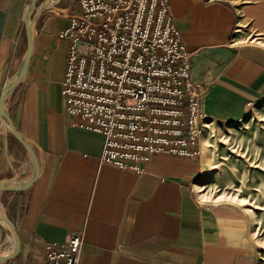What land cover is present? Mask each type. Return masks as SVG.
<instances>
[{
    "label": "crops",
    "instance_id": "0c3cea01",
    "mask_svg": "<svg viewBox=\"0 0 264 264\" xmlns=\"http://www.w3.org/2000/svg\"><path fill=\"white\" fill-rule=\"evenodd\" d=\"M56 0L34 23V47L23 79L6 98L15 128L33 148L38 179L0 192V213L15 225L18 254L0 264H43L45 247L82 237L79 264H254L224 236L222 209L201 203L196 156H155L144 172L103 162L104 136L65 110L62 81L68 41L58 37L76 4ZM30 0H0V98L25 51ZM191 54L192 80L203 91L208 120L233 123L264 97V47L237 44L238 8L230 0H168ZM33 172L23 145L0 118V181ZM0 223V255L13 250Z\"/></svg>",
    "mask_w": 264,
    "mask_h": 264
},
{
    "label": "built area",
    "instance_id": "2783aa9c",
    "mask_svg": "<svg viewBox=\"0 0 264 264\" xmlns=\"http://www.w3.org/2000/svg\"><path fill=\"white\" fill-rule=\"evenodd\" d=\"M68 41L66 112L104 136L101 160L142 173L158 155L192 157L205 122L203 89L168 0H76ZM82 237L45 247L43 264H79Z\"/></svg>",
    "mask_w": 264,
    "mask_h": 264
},
{
    "label": "rangeland",
    "instance_id": "374dc122",
    "mask_svg": "<svg viewBox=\"0 0 264 264\" xmlns=\"http://www.w3.org/2000/svg\"><path fill=\"white\" fill-rule=\"evenodd\" d=\"M75 1L67 3L74 5ZM230 1L237 6L239 17L234 41L264 47V0ZM43 2L38 0L36 9ZM48 2L53 6L56 0ZM202 138L211 145L217 167L202 192L193 186L192 189L201 203L222 209L223 233L228 243L238 246L254 264H264V97L249 106L244 117L229 128L224 122H205L197 145L200 165ZM249 206H254L252 212L247 211Z\"/></svg>",
    "mask_w": 264,
    "mask_h": 264
},
{
    "label": "water",
    "instance_id": "95a60500",
    "mask_svg": "<svg viewBox=\"0 0 264 264\" xmlns=\"http://www.w3.org/2000/svg\"><path fill=\"white\" fill-rule=\"evenodd\" d=\"M49 0H44V2L39 6L38 9L36 4L38 0H30L28 11L26 14V18L24 21L25 24V38H26V51L24 54V57L14 72L13 75H11L8 80L6 81L1 98H0V118L4 121V123L7 125L9 131L12 133V135L23 145L27 153L29 154L32 163H33V172L29 179H27L25 182L19 183V184H13V181H0V192L3 191H21L25 190L29 186H31L39 177L40 174V165L38 162V159L36 157V154L31 147V145L26 141V139L21 135V133L18 132V130L15 128L11 118L9 117L7 110H6V98L11 93V91L16 87V85L23 79L30 59L32 57L33 53V47H34V23L36 19L42 14V12L48 7L47 3ZM52 5V4H51ZM4 20V14L0 17V31ZM0 223H4L6 227L9 229L12 238H13V250L11 253L7 255H0V262L10 260L14 258L19 251L20 248V242L18 235L16 233V228L13 222L4 214L0 213Z\"/></svg>",
    "mask_w": 264,
    "mask_h": 264
},
{
    "label": "bare ground",
    "instance_id": "6f19581e",
    "mask_svg": "<svg viewBox=\"0 0 264 264\" xmlns=\"http://www.w3.org/2000/svg\"><path fill=\"white\" fill-rule=\"evenodd\" d=\"M231 124L232 123H228L225 125L227 128H229L231 126ZM207 128L205 129V132L208 131ZM200 147H202L201 159H202V171L203 172H202L201 177H199L194 183V188L196 189V191L198 193H200L204 190V186H203L204 183L209 180L212 172L217 167V165L212 160V154H211V149H210L211 145L208 144V142L206 141V138H202L201 143H200ZM252 207H254V206H249L247 208V211L252 212L253 211ZM2 224L5 225L4 223H2ZM251 225H253V224H251ZM10 239L13 240L12 236H10Z\"/></svg>",
    "mask_w": 264,
    "mask_h": 264
}]
</instances>
